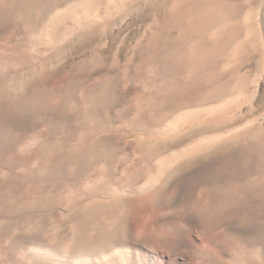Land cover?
Wrapping results in <instances>:
<instances>
[{
  "label": "rangeland",
  "instance_id": "374dc122",
  "mask_svg": "<svg viewBox=\"0 0 264 264\" xmlns=\"http://www.w3.org/2000/svg\"><path fill=\"white\" fill-rule=\"evenodd\" d=\"M15 1L0 0V16L12 10V16L20 12L28 20ZM72 1L52 0L39 28L52 12ZM92 3L96 4H91L94 16L88 28L62 46L71 48L61 63L62 72L74 76L65 81V103L91 108L99 94L111 95L110 103L106 100L97 107L101 116L96 115L95 128L101 137L109 134L128 141L123 140L126 147L115 149L117 161L109 182L112 188H123L122 196L110 212L100 213L99 219L88 214L87 219L118 233L124 225L127 231L121 232L126 239L143 240L145 248L156 245L164 264H264V0ZM58 79L16 104L25 102L41 110L44 97L57 95ZM56 101L51 99L49 108ZM182 114L190 115L167 131ZM70 140L71 136L67 143ZM141 149L149 154L143 164L153 168L163 162L162 179L169 174L175 177L173 190L180 193L174 200L155 204L124 200L151 193L142 190L145 175L138 177L135 170L126 173L127 165L143 157ZM44 151L42 158L52 161V153ZM176 154L184 155L176 159ZM70 161L65 163L68 175ZM86 165L84 173L92 168ZM85 175L77 179L81 182ZM138 217L145 224L142 228H137ZM37 225L33 220L12 227L30 235ZM39 234L33 238L41 240ZM205 249L212 254L201 253Z\"/></svg>",
  "mask_w": 264,
  "mask_h": 264
},
{
  "label": "bare ground",
  "instance_id": "6f19581e",
  "mask_svg": "<svg viewBox=\"0 0 264 264\" xmlns=\"http://www.w3.org/2000/svg\"><path fill=\"white\" fill-rule=\"evenodd\" d=\"M93 1L73 0L66 8L52 12L42 23V28H39L41 19L51 9L52 0H18L21 3L19 10L28 16V20L25 17L22 19L19 11L17 16H12V10L0 16V39L4 41H0V264H164L156 245L145 248L142 245L144 242H141L143 240L126 239L121 232L127 231L123 230L124 225L118 233V230L105 228L100 221L92 222L96 217L99 219L100 213L113 209L116 198L123 190L112 188L109 182L117 161L115 149L121 145L126 147L128 141L109 134L101 137L95 128V117L101 116L97 113V107L106 100L110 103L111 95L96 92L99 99L96 103H90L93 104L91 108L81 106L82 109L78 102L65 103L64 95L68 93V83L65 81L74 76L62 72L61 63L71 49L66 46L62 49V46L77 31L88 28L94 16L96 3L93 4ZM70 17L72 20L69 22L66 19ZM57 76L60 77L58 81L55 80L59 84L55 87L57 95L47 100L44 97L40 102L41 110L37 105H23L25 102L16 104L26 97H34L35 92L46 90ZM82 96L86 98V95ZM55 97L57 104L49 108L50 100ZM83 97L82 101L86 100ZM189 115L182 114L166 130H175ZM69 136L71 140L67 143ZM44 150L52 153V161L47 162L42 158ZM146 150L141 149L144 154L141 160L133 164L130 162L131 165L125 167L126 173L135 170L138 177L145 175L146 181L141 187L143 191L150 190L151 193L135 197L127 195L128 198L124 200L131 203L133 199H142L155 204L173 199L178 193L173 190L175 177L169 174L162 179L166 172L163 162L156 167L153 165V168L151 164H143L142 160L148 154ZM178 154L176 159L184 155ZM67 160H71L70 175L65 171L68 169L65 164ZM100 160H104L103 166H100ZM86 164L92 168L89 166L90 170L85 171L86 175L80 182L77 178L84 176ZM262 212L264 214V210ZM88 214L94 218L87 219ZM138 219L137 228H142L145 224ZM33 220L39 225L33 227L30 235H34L31 238L41 233L44 240L40 234V241L32 240L30 235L25 232L21 234L20 230L12 227L18 225L20 228ZM51 239H55L54 242H50ZM129 242L130 245L124 246ZM117 244L122 246L113 247ZM201 253L212 254L207 249Z\"/></svg>",
  "mask_w": 264,
  "mask_h": 264
}]
</instances>
